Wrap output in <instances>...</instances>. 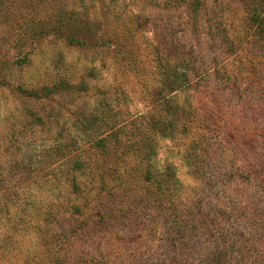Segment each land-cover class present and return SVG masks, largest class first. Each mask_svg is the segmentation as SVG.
Segmentation results:
<instances>
[{"label": "rangeland", "instance_id": "rangeland-1", "mask_svg": "<svg viewBox=\"0 0 264 264\" xmlns=\"http://www.w3.org/2000/svg\"><path fill=\"white\" fill-rule=\"evenodd\" d=\"M249 2L0 0V264H264Z\"/></svg>", "mask_w": 264, "mask_h": 264}, {"label": "trees", "instance_id": "trees-1", "mask_svg": "<svg viewBox=\"0 0 264 264\" xmlns=\"http://www.w3.org/2000/svg\"><path fill=\"white\" fill-rule=\"evenodd\" d=\"M85 1H88V0H83V2H85ZM92 1H94V0H92ZM95 1H98L102 4H106L107 2H110V5L107 6L108 11H109V10H112V8H111V7H113L112 4H115V2L117 0H95ZM248 9H249V20H250L252 26L254 27L255 32L263 34L264 33V1L256 2V0H251V2L248 3ZM173 67L174 66L166 69L168 71L167 77H166V83H167V80H170L168 83L169 84L168 87H169L170 91H175L178 88H180L182 85L187 84L190 81L189 78H187L186 73L182 76L183 78L178 77L176 75V72L173 70ZM167 127H169V126H167L164 122V123H162L159 131L163 132L164 134H167V132H169V130H171V128L174 129L173 126H170V128H167ZM100 141L104 142V139H100ZM217 261H219L218 257H217ZM213 264H215V263L213 262Z\"/></svg>", "mask_w": 264, "mask_h": 264}]
</instances>
